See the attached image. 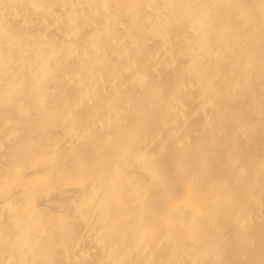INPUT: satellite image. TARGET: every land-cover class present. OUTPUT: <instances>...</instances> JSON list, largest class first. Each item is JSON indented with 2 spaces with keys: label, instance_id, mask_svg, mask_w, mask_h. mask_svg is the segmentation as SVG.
I'll return each instance as SVG.
<instances>
[{
  "label": "bare ground",
  "instance_id": "1",
  "mask_svg": "<svg viewBox=\"0 0 264 264\" xmlns=\"http://www.w3.org/2000/svg\"><path fill=\"white\" fill-rule=\"evenodd\" d=\"M258 60L264 0H0V264H264Z\"/></svg>",
  "mask_w": 264,
  "mask_h": 264
},
{
  "label": "rangeland",
  "instance_id": "2",
  "mask_svg": "<svg viewBox=\"0 0 264 264\" xmlns=\"http://www.w3.org/2000/svg\"><path fill=\"white\" fill-rule=\"evenodd\" d=\"M260 61H261V60H258V62H255V68H257L256 70L259 71V73L261 74L262 71L264 72V68H263V70H258V66H259V64H260ZM256 63H257V64H256ZM263 72H262V75L264 74ZM169 75H170V73H166V72H165L163 76H164V78L167 79V78H169ZM263 87H264V85H263ZM119 97H121V96H119ZM123 97H124V96H123ZM156 97H157V96H156ZM156 97H153V98L155 99ZM263 100H264V99H262V101H263Z\"/></svg>",
  "mask_w": 264,
  "mask_h": 264
}]
</instances>
